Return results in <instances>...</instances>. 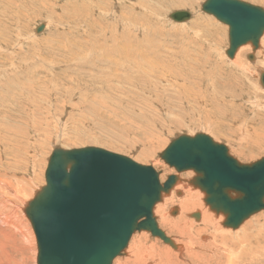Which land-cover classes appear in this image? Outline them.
<instances>
[{"label": "rangeland", "instance_id": "374dc122", "mask_svg": "<svg viewBox=\"0 0 264 264\" xmlns=\"http://www.w3.org/2000/svg\"><path fill=\"white\" fill-rule=\"evenodd\" d=\"M0 1H2L0 2V35L2 36V38L0 37L2 39L0 41V98L2 99H0L2 101L0 102V159H2V165L7 159H10L9 163L14 164H12L13 167L10 166L13 170L15 169L14 172L20 177H27L31 180L36 186L35 190L39 186L45 185L44 172L54 147L76 149L94 146L108 149L107 151L128 156L135 162H141L140 164L153 166L163 173L161 174V176L163 175L162 179L165 176L175 174V170L169 168L168 165L166 166L159 155L169 142L178 135L192 136L195 133H203L207 136L209 133L210 136L215 135L212 136L215 142L227 145L230 155L243 164L252 163L264 157V144L261 143L258 145L261 147L259 151L256 150L258 153L255 151L253 155H249L250 157L243 155L237 149L238 142L243 138L241 126L231 130L232 132L215 128L210 118L211 105L205 106L199 111L197 110L198 103L193 102L189 97H187L188 100L181 99L182 97L178 99L177 96L179 95L166 83L154 84L146 88L142 82L144 81L143 78H139L140 76H136L137 74L131 75V71L134 70L131 64H156L157 68L167 64L188 65L189 67L185 68L179 67L178 73L172 74L181 76L182 82L180 84L190 85L195 93L202 92L200 96L195 94V97H198L203 105L210 104L207 91L212 84L218 80L229 81L226 74L234 75L241 90L245 89L241 95H244L245 91H249V93L246 92L245 96L251 98L252 104L264 99V94L257 91L259 88L264 93V90L259 86L256 89L255 76L257 74L244 76L235 67L232 69L229 65L234 57L229 59L226 52L224 53L228 49V27L201 11V4L205 0H182V5H177V0H118V2L116 0H47L49 3L42 0H16V4L14 2L12 5V2ZM241 1L264 8V0ZM8 3L14 8V16L9 14L12 15L11 21L8 18V13L5 12V6L7 7ZM138 3L142 5L143 9L135 7ZM80 4L83 5L82 8H85L84 11L74 12L73 6H80ZM110 5H112V10L117 11V16L111 17L106 13ZM98 6L100 9H97ZM125 7L126 10L124 11ZM128 7H132L131 12L128 11ZM122 10L126 16L124 18L120 17ZM180 10L188 11L191 14L187 23H176V25L169 23L168 13ZM87 13L95 18V20L90 21L96 26V28L94 27V34L89 31V26L92 27V25L83 22V20H87L85 16ZM40 24H44V30L40 33L34 32ZM84 25H89L88 30ZM113 28H115L114 35L108 36L113 34ZM84 30L87 31V34ZM10 35L9 39L11 38V40H8L6 36ZM82 37L86 40L83 41ZM4 39L8 44L5 43ZM85 41L87 45L84 44ZM259 45V48L262 47L261 52H264V46ZM259 48L255 51L256 55L259 54ZM249 52H246L245 56ZM250 55H253L252 57L255 59L253 53H249L247 57ZM106 59L108 60L107 63ZM253 59H248L249 66L254 64ZM9 64L14 65L9 67ZM115 64L126 65V76L123 80L114 79L118 78L119 73L122 72L121 69H123L118 66L119 69L121 68L118 72ZM3 68L5 69L3 70ZM111 69L114 70L113 74L110 73ZM229 70H233L235 73ZM254 71L251 69L250 73L254 75L256 72ZM86 72L88 73L86 74ZM191 72L194 73L193 80L198 86L196 89H194L191 81L189 82ZM94 76L97 78L99 76L100 80L105 81L104 84L108 83L112 86H103L101 81ZM87 78L91 79L88 80ZM13 83L15 84L13 85ZM8 84L9 86H7ZM171 93L177 95L173 96ZM8 94L12 96H8ZM27 95H29L28 98ZM231 101L230 97L224 99V103L227 105ZM194 109L196 111H193ZM255 109L259 110L263 116H257L259 114ZM149 111L153 112L152 123L156 132L152 138L151 147H146L150 152L146 151L145 155H141L142 149L145 147L142 146V136L134 131V125H136L134 123L139 120L142 123L144 116ZM130 113L137 114L132 115ZM244 113L238 114V116L245 118L246 112ZM249 114L252 115L253 120H264V112L262 113V109L259 107H254L253 113ZM259 121L255 123L259 124ZM62 128L65 130L61 131ZM57 134H61V137L58 138ZM9 137L13 141L5 144L9 141ZM119 137L122 139L120 140ZM10 151L12 152L10 153ZM251 157L253 161L249 159ZM12 159L13 161H11ZM153 160L155 161L153 162ZM16 161L19 162L15 163ZM18 164H20L19 167ZM35 176H38V181L35 180ZM180 176L188 179L187 172ZM26 188L21 189V197L28 196L29 192ZM35 190L32 195L30 194L31 196L29 195L31 199ZM172 191L170 194L174 195L175 191L173 193ZM174 196L182 198V195L175 194ZM1 197L5 198L3 194ZM29 197L26 198V201L24 200V205L18 201L14 202L16 205H20V208L17 209L18 213L22 217L24 216V221L28 222L26 223L30 232L32 231L35 254L30 256L29 264H37L35 235L24 213V206L29 201ZM12 204L8 205L12 207ZM177 205L174 204V206ZM172 206L168 209L170 210ZM207 209H209L208 206H205L206 214H208ZM156 216L158 217H156L157 223L160 222L159 228L167 236L178 238L174 234H167L159 215L156 214ZM168 216L173 218L177 214L176 216L171 215L168 211ZM195 218L196 216L190 219H194L193 222L196 224L199 223V219ZM220 218H223L222 215ZM184 223L187 224L185 221ZM193 226L196 225H190L191 228ZM255 227H257L254 229L255 234L263 229L261 225L256 224ZM191 228L183 233V237L191 243L192 264H200L199 251H203L197 247L200 243V235L195 232L194 227ZM145 235L148 246L154 241L160 246H168L159 238L152 237L145 231L134 234L129 244H133L134 239L145 237ZM229 236L234 237L231 233ZM232 245L235 243L226 245L220 241L214 243L212 249L206 250L208 255L206 259L210 258L206 261L211 262V264L222 262L223 254L228 246L232 247ZM171 249L173 250V248ZM126 252H129V246H127ZM186 252L189 251L186 250ZM183 253L185 254V251ZM34 257L35 260L32 261ZM122 258H125V254L115 260ZM179 263L183 264V261ZM246 264L257 263L256 260H250Z\"/></svg>", "mask_w": 264, "mask_h": 264}, {"label": "water", "instance_id": "95a60500", "mask_svg": "<svg viewBox=\"0 0 264 264\" xmlns=\"http://www.w3.org/2000/svg\"><path fill=\"white\" fill-rule=\"evenodd\" d=\"M201 11L228 27L226 56L250 44L254 53L264 34V8L241 0H205ZM188 11L169 19L183 23ZM44 30V24L35 32ZM249 60L253 57L250 55ZM264 88V72L260 75ZM159 158L176 173L192 170L204 203L222 215L224 228H237L264 210V157L243 164L209 136L180 135ZM161 171L98 147H54L44 172L45 185L24 207L36 239L38 264H112L125 254L134 233L148 232L175 248L153 210L174 188L177 175L159 182Z\"/></svg>", "mask_w": 264, "mask_h": 264}, {"label": "bare ground", "instance_id": "6f19581e", "mask_svg": "<svg viewBox=\"0 0 264 264\" xmlns=\"http://www.w3.org/2000/svg\"><path fill=\"white\" fill-rule=\"evenodd\" d=\"M6 1L12 2L11 5L14 2L16 4V0L15 1L6 0ZM42 1L45 3H49L47 0H42ZM0 2H2V1H0ZM116 2H118V0H116ZM176 2H177V5L183 4L182 0H177ZM139 3L135 7L138 9H143L142 5H140ZM9 6H10V4L7 7L5 6V12L8 13V18L11 21L12 15L14 16V12H13L14 8H12V6H10V7ZM81 6H83V5H81V4H80V6L74 5L73 6L74 12H77V11L83 12L85 8H82ZM111 7H112V5H110L108 7L106 13L109 14L111 17L117 16V13H116L117 11L112 10ZM131 8L132 7H130L128 11H130ZM97 9H100V7L98 6ZM125 10H126V7L124 8V11ZM124 11L122 10L121 16L118 13V15L122 18L126 17L124 15L125 13H123ZM9 14H12V15H9ZM169 14L170 13H168L167 17H169ZM0 16H1V14H0ZM85 16L87 17L86 18L87 20H83L84 24L89 23V25H92V27H90L89 25H86V26L84 25V26L86 27L87 30H88V26H89V31L94 34L95 33L94 27L96 28V26L94 23H90V21L95 20V18L91 17L89 15V13H87V15L85 14ZM190 18H191V16H190ZM18 21H19V19H18ZM168 22L171 24L175 23V25H176V22H173L170 19ZM183 23H187V21H184ZM179 24H181V23H179ZM112 30H113V34L108 35V36L114 35L115 28H113ZM34 32H35V30H34ZM84 32L87 34L86 30H84ZM9 34H11V33H9ZM0 37L2 38L1 35H0ZM6 37H8V40H11V38L9 39V37H11V35L6 36ZM1 38H0V41L2 40ZM82 40L84 41V40H86V38L82 37ZM5 43L8 44V42L6 40H5ZM84 44L87 45L86 41L84 42ZM259 44H262V46H264V34L260 38ZM21 45H22V43H21ZM0 47H1V42H0ZM259 49H260V50H258L259 54L256 55L255 52L254 53L252 52V48H251L250 44H246L245 46L240 47L237 50V52L235 53V56H234L233 60L229 63V65L232 67V69H234L233 67H235V69L237 71L241 72L244 76H248L249 74H250V76H255L256 74L259 75L261 72L263 73L264 72V52H261L262 47H260ZM225 52H226V50L224 51V53ZM246 52L254 54L255 59H253L254 61H252L254 63L253 65L249 66V63L247 62L248 61L247 56L249 53H247L245 56ZM244 57H245V59H244ZM105 61H106V63L108 62L107 59ZM226 62L228 63L227 58H226ZM226 62H225V64H226ZM13 65L14 64H9V67L13 66ZM115 65L117 66L116 70L118 72L121 69V68L119 69V67H122L123 69H121V70L123 73L122 72H121L122 74L119 73L118 78H114V79L123 80L124 77L126 76V70H127L126 65L125 64H115ZM131 65H133V69H134L131 71V75L137 74L136 76H140L139 78H143L144 81H142V82L146 88H148L149 86L154 85V84L166 83L168 87H171V89L179 95V96H177L178 99H179V97H182L181 99L184 98V100L185 99L188 100L187 97H189V99L193 100V102L198 103L199 107L198 108L196 106L195 107L199 111H201L205 106L211 105L210 118L212 119V122H213L215 128H217L218 130H227L229 132H232L231 130H235L241 126L243 138L238 142L239 145L237 144V146H238L237 149L241 153H243V155H248V156L253 155L256 150L259 151V148H261V147H258L259 143L264 144V120H262V121H259V119L253 120V117H251L252 115L250 116V114H249V113H253L254 107L261 108L262 113H263L264 112V99L259 100V101L252 104L251 98L245 96L246 92L249 93V91L247 89H246L247 91H245L244 95H241L242 91H244L245 89L241 90V87L235 81L234 75L228 73L229 75L226 74V76L228 77L229 81L223 82L221 80H218L217 82L212 84L207 91L210 104L203 105L202 101L198 97L197 98L195 97V94L200 96L202 94V92H200V93L196 92L195 93L191 89L192 87L190 85L180 84L182 82V78H180L181 77L180 75L174 76L172 74V73L177 74L179 67L185 68V67H189L188 65H186V66L177 65L176 66L175 64H167L161 68H157L156 64H131ZM33 68H35V67H33ZM4 69L5 68H3V70ZM251 69H254L256 71V72L254 71L255 72L254 75L252 73H250ZM129 70H130V68H129ZM229 71L232 73H235L233 70H229ZM113 72H114V70L111 69L110 73L113 74ZM87 73L88 72H86V74ZM114 75H116V74H114ZM193 75H194V73L191 72L189 82L191 81L194 89H196L198 86L196 85L195 80H193L194 79ZM255 77H256L255 79L258 80V76H255ZM95 78H97V77H95ZM98 78H97V80H100L99 76H98ZM33 79H35V78H33ZM89 79H91V78H89ZM110 79H112V78H110ZM251 79H252V77H251ZM174 80H175V82H173ZM100 81L99 82L101 84H103V86H107V87L112 86L111 84H108V83L104 84L105 81L103 79H101ZM92 82H94V81H92ZM189 82H187V84H189ZM14 84L15 83H13V85ZM94 84H96V83L94 82ZM255 84H256V89H257L258 83L255 82ZM7 86H9V84ZM11 90H12V88H11ZM240 90H241V92L238 93V91H240ZM6 91L9 92V90H6ZM257 91H258V93L264 94L262 91L259 90V88ZM19 92H20V90L18 91V93ZM177 94H174V95H177ZM5 95H7V94H5ZM9 95L10 94H8V96ZM10 96H12V95H10ZM15 96H17V95H15ZM28 96L29 95H27V98H28ZM226 97H230L232 99L231 103L228 105L224 103V99ZM13 98H14V96H13ZM15 100H17V99H15ZM187 100H186V102H187ZM0 102H2V101H0ZM5 104H6V102H5ZM16 104L18 105V102H16ZM243 105H245V107H243ZM12 107H15V106H12ZM104 107H106V106H104ZM182 107H183V105H182ZM189 107H190V105H189ZM109 108L112 109V107H109ZM192 108L193 107L191 106V109ZM104 109L106 111H109L106 108H104ZM191 109H190V111H191ZM95 110H96V108H95ZM185 110H187V108H185ZM193 111H196V110L194 109ZM255 111H257V113L259 114L257 116H260V117L263 116L262 114L259 113L260 112L259 110L255 109ZM32 112H33V110H32ZM112 112L114 113V111H112ZM244 112H246L245 118L238 116V114L242 115ZM191 113H193V112H191ZM130 114L133 115V114H137V113H130ZM152 114H153V112L149 111V113L144 116L142 123L139 120L137 122L134 121L135 122L134 124H136V125L133 124L134 129H135L134 130L135 133L140 134L143 138L142 139V146L145 148L142 149L143 151L141 152V155L142 154L145 155L146 151L150 152L149 149H146V147H151L152 138L154 136V133L156 132V130L153 126V123H152ZM4 115H6V114H4ZM126 118H128V117H126ZM255 119H257V118H255ZM130 120H132V119H130ZM40 121H42V120H40ZM258 121H259V124H256ZM158 123L160 124V122H158ZM234 123L236 124L235 126H234ZM41 124H43V123H41ZM42 126H44V125H42ZM44 127H46V126H44ZM63 130H65V129L62 128L61 131H63ZM209 130H211V129H209ZM213 131L215 133V130H213ZM9 133H10V131H9ZM195 134H197V133H195ZM195 134H193L192 136H194ZM209 134H208V136L210 138H212V140L215 142L214 138L212 137L215 135L210 136ZM4 135H7V134H4ZM57 135H58V138H59V136L61 137V134H57ZM14 136H16V135H14ZM178 136H180V135H178ZM5 137L7 138V136H5ZM119 139L121 140L122 138L119 137ZM8 140H7L8 142H5V144H8L11 141H13V139L10 137ZM52 146H57V145H52ZM225 146H227V145H225ZM92 147H94V146H92ZM110 147H111V145H110ZM3 149H5V148H3ZM227 149H228V147H227ZM261 151H263V150L261 149ZM11 152L12 151H10V153ZM228 152H229V150H228ZM18 153H19V151H18ZM27 155H28V153H27ZM126 157H128V156H126ZM257 157H259V156H257ZM15 158H18V157H15ZM249 159H252V157ZM9 160L7 159V161H5V163H4V165H2V163H1L2 159H0V264H29L30 256L35 254V248L33 246L34 240L32 243V235H31L32 231L30 232V229H29L28 224H27L28 222L26 221L27 222L26 223L24 221V219H23L24 216L22 217V215L20 213H18L17 209L20 208L19 207L20 205H16V203L14 201H18L20 204L24 205L26 198H28L30 194L32 195V192L35 190L36 186L27 177H20L19 175H17L14 172L15 169L13 170L11 168V167H13L14 164L9 163ZM131 160H133V159H131ZM11 161H13V159ZM154 161L155 160H153V162ZM252 161H253V159H252ZM17 162H19V161H16L15 163H17ZM248 164H250V163H248ZM19 165L20 164H18V167H19ZM169 168H171V167H169ZM154 169L156 171H158V169H156V168H154ZM188 171H191L193 173V175L191 172H188ZM188 171H185L188 174V177H187L188 179H185V178L180 176L182 173H185V172L178 174L175 171V174H174V175L178 176V180L176 181V183L174 185V188H176L178 190H176V189H174V190L172 189V190L173 191L176 190L174 195L175 194L176 195H182V198H179L180 196L179 197L177 196V198H176L174 195H171L170 194L171 192H170L169 195H166L168 197H166L164 195L162 196L161 202L157 203L154 207V210H153L155 217H157L156 214L159 215L161 224L166 229L167 234H174L176 237L179 238V239L173 238V237H170V235H168V237H170L172 239V241L174 242L176 250H174V249L172 250L171 249L172 247L170 248L169 245H168L169 247L168 246H160L155 241L153 242L154 244L152 243L148 246L147 245L148 240H147L146 235H145V237L142 236V237H139L138 239L137 238L134 239L135 240L134 243L130 245L129 243L132 240L133 235L136 234V233H134L131 236L129 243H128L129 252L127 253L125 250V258L117 259V260L114 259L115 261H113L112 264H126V263H133V264H180L179 263L180 261H183V264H192V262H191V254H192L191 253V243L189 240H187L185 237H183V233L188 228H191L190 227L191 224L196 225L193 227L195 228V232L200 235V243L197 247L201 248L204 251V252L199 251V257H200L199 263L200 264H211V262L206 261V260L210 259V258L206 259V257L208 256L206 250L212 249L213 244L218 242V241H220L222 244H225V245L230 244V243H235V245H232V247L228 246V249L226 250L227 254L223 250L225 252L224 254L222 253L224 255L223 261L220 263H217V264H246L250 260H256L257 264H260V262H261V264L264 263V212H262L264 210L257 212L254 215L250 216L248 218L250 220L246 219L248 221L245 220L246 222L245 221H244L245 223L242 222L237 228L231 229V228L221 227L222 225H220V223L223 219V218H220L221 215H215L213 212H211L210 209H207V213L209 215L206 214V212H205L206 204L204 203L205 194L202 191H200L199 188H197L192 182L189 183V180L193 181V178L196 175L192 170H188ZM169 174H170V170H169ZM162 177H163V175L159 176V182L160 183L162 181L164 182V180L166 179L167 176H165V178H163V179H162ZM35 180H37V181L39 180L38 176H35ZM25 187H27L26 190L29 192L28 196L21 197L20 196L21 189H24ZM39 189H40V186L37 188V190H35L34 194ZM179 189H180V191H179ZM173 191H172V193H173ZM2 194L5 196V198L1 197ZM11 203H13L12 207H10L8 205ZM174 204L175 205L178 204V205L174 206ZM171 205H173V206L169 210L168 207H170ZM168 211H169V214L173 215L175 213V216H176V214H177V216L173 217V218L169 217L170 215L168 216ZM210 213H212V214L210 215ZM187 216L190 218L191 217L193 218L194 216H196L195 219H197V220L199 219V223H197V224L194 223L193 222L194 219H190ZM184 221L187 224H185ZM256 224L259 226L261 225V227H263V229L260 230L257 234L254 233V229L257 228V227H255ZM229 233L233 234L234 237H230ZM143 234H144V232H143ZM222 235H224V237H221ZM186 250H188L189 252H186ZM184 251H185V254L183 253ZM36 255H37V253H36ZM35 257L32 259V261L35 260ZM35 263H36V261H35ZM37 264H38V255H37Z\"/></svg>", "mask_w": 264, "mask_h": 264}, {"label": "flooded vegetation", "instance_id": "af4514ba", "mask_svg": "<svg viewBox=\"0 0 264 264\" xmlns=\"http://www.w3.org/2000/svg\"><path fill=\"white\" fill-rule=\"evenodd\" d=\"M262 73V72H261ZM261 73L258 75L257 74V76H258V80L256 79V81H257V83H258V86L262 89V90H264V88L261 86V84H260V75H261Z\"/></svg>", "mask_w": 264, "mask_h": 264}, {"label": "crops", "instance_id": "0c3cea01", "mask_svg": "<svg viewBox=\"0 0 264 264\" xmlns=\"http://www.w3.org/2000/svg\"><path fill=\"white\" fill-rule=\"evenodd\" d=\"M173 215H175V214H173Z\"/></svg>", "mask_w": 264, "mask_h": 264}]
</instances>
